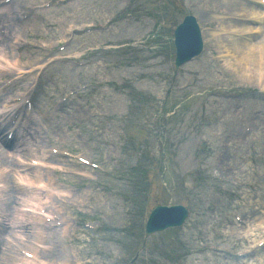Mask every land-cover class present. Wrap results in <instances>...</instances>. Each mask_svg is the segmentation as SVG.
<instances>
[{"label":"rangeland","instance_id":"374dc122","mask_svg":"<svg viewBox=\"0 0 264 264\" xmlns=\"http://www.w3.org/2000/svg\"><path fill=\"white\" fill-rule=\"evenodd\" d=\"M91 3L75 0L49 11L51 24L41 21L36 36L61 41L69 24L106 23L114 18L110 33L67 35L74 39L68 51L114 45V39L121 40L117 45L141 43L153 30L159 32V38L156 35L152 40L159 49L150 53L146 44H140L103 50L86 59L85 68L59 62L47 75L46 103L54 115L50 118L45 112L50 122L44 124L48 129L61 125L60 132L53 130L50 137L63 143L52 145L94 158L119 179L75 166L73 175L58 172L56 183L77 195L71 202L74 209L67 214L96 228L91 231L81 223L71 229L64 244L71 251L69 263L264 264V247L255 248L256 242L264 240V223H260L264 222V196L258 197L264 189V92L258 88L264 84L257 73L251 75L252 61L244 68L232 62L233 55H225L233 44L240 54L253 39L244 35L233 36L237 41L229 35L213 39L206 32V52L176 71L175 27L185 15L195 14L207 28H225L230 19L222 13L229 9L224 0ZM129 55L135 63L131 73L125 69ZM249 55L246 50L245 56ZM51 57V52L41 51L27 58L39 64ZM81 86L87 89L62 102V97ZM94 113L105 118L93 119ZM245 124L251 129V139L244 135ZM66 127L72 129L70 136ZM163 148L166 157H162ZM232 171L243 180L242 194L228 187ZM158 204L184 205L192 216L183 228L154 234L145 241L146 218ZM235 216L248 227L236 223ZM211 245L230 251H211Z\"/></svg>","mask_w":264,"mask_h":264},{"label":"bare ground","instance_id":"6f19581e","mask_svg":"<svg viewBox=\"0 0 264 264\" xmlns=\"http://www.w3.org/2000/svg\"><path fill=\"white\" fill-rule=\"evenodd\" d=\"M260 0H254V2H258ZM249 14L252 17L261 20V16H264L263 12L255 13V9L249 10ZM15 22H18L16 19ZM249 31L254 30L255 28H247ZM2 36L0 35V38ZM264 45V35L261 39ZM4 40L0 42V46L4 45ZM0 51H3L1 48ZM14 49L11 51L13 52ZM12 57H16V53L12 55ZM252 72L251 75H255L257 73V77L260 79H264V51L262 53H258L254 50L252 55ZM20 64L14 63L10 66L4 65L3 69L0 68V78L7 74H12L15 70L19 75L26 73L23 68H19ZM1 84V83H0ZM18 96H13L11 91L7 89L4 92L0 93V99L6 98L5 106L9 108L10 104L14 103V98ZM0 127L3 129L4 126L0 124ZM3 131H0V135ZM38 133L36 126L29 127L26 136H23L22 140L17 143L11 144L7 141H4L5 146L8 149H15L18 156L17 158L23 161H45L49 164L47 169H39L32 166H24L19 163L15 165L8 166L9 162L5 161V155H0V183L4 184V188L0 191V195H5V215L6 218L12 217L14 219L13 225L14 229H19L21 232V237H27V242L23 248H18L17 239L13 235H9L8 239L0 240V247L4 246V252L0 259V264H23V262H27L26 259L19 254L20 250H26L28 252H32L35 255V260H42L41 252L39 249H45V253L54 254L56 253V249L58 248V243H52V237L55 238V234L60 235L64 240L69 239L71 228L73 225L69 223V221H64V226L61 229L56 230L55 232L48 233V226L44 223L45 217H41L36 212H39L43 209V206H48L50 209L57 210L58 213L63 216V209L57 205L52 199V195L55 193H61L63 195H68L69 193L63 190H56L53 185L56 182V174L55 170L57 168H61L59 165H55L53 162L57 160V158L48 156L47 148L49 147L48 142L44 141V138H39L34 136ZM33 135V136H32ZM6 140V138H4ZM28 158V159H26ZM13 162L12 164H14ZM14 166V170L11 168ZM45 178H47L50 183L49 189H43L39 187L43 185L45 182ZM57 196V195H55ZM32 208L35 209V213L26 214L23 212V208ZM23 218L26 219V222L23 223ZM260 223H264L260 221ZM47 229V230H46ZM52 231V230H51ZM0 233H2V229H0ZM57 240V239H56ZM53 244L55 247H50L49 251L46 250L47 244ZM19 245L22 246L21 243L18 242ZM26 248V249H25ZM33 262V261H30ZM59 261H46V264H56Z\"/></svg>","mask_w":264,"mask_h":264}]
</instances>
